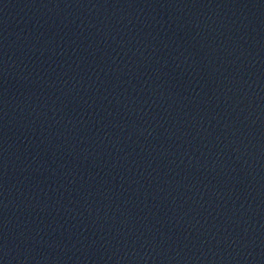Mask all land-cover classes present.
<instances>
[{
	"label": "water",
	"instance_id": "1",
	"mask_svg": "<svg viewBox=\"0 0 264 264\" xmlns=\"http://www.w3.org/2000/svg\"><path fill=\"white\" fill-rule=\"evenodd\" d=\"M0 264H264V0H0Z\"/></svg>",
	"mask_w": 264,
	"mask_h": 264
}]
</instances>
